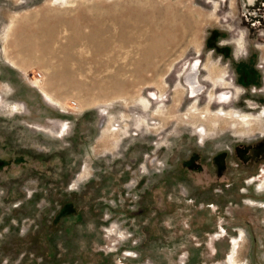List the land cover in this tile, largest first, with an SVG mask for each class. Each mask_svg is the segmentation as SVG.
<instances>
[{
  "label": "rangeland",
  "instance_id": "obj_1",
  "mask_svg": "<svg viewBox=\"0 0 264 264\" xmlns=\"http://www.w3.org/2000/svg\"><path fill=\"white\" fill-rule=\"evenodd\" d=\"M262 203L264 0H0V264H264Z\"/></svg>",
  "mask_w": 264,
  "mask_h": 264
},
{
  "label": "clouds",
  "instance_id": "obj_2",
  "mask_svg": "<svg viewBox=\"0 0 264 264\" xmlns=\"http://www.w3.org/2000/svg\"><path fill=\"white\" fill-rule=\"evenodd\" d=\"M226 40L228 41L227 45L232 47V58L236 62L249 59V43L246 32L241 30L235 34H230ZM257 68L260 69V66L257 65Z\"/></svg>",
  "mask_w": 264,
  "mask_h": 264
},
{
  "label": "flooded vegetation",
  "instance_id": "obj_3",
  "mask_svg": "<svg viewBox=\"0 0 264 264\" xmlns=\"http://www.w3.org/2000/svg\"><path fill=\"white\" fill-rule=\"evenodd\" d=\"M250 1V4L252 3V2H254V1H256V0H249ZM194 68L192 69V74H189L187 77H188V80L190 81V82H192L193 81V79H194ZM197 84H199L198 83V81H197ZM199 86L200 87H195L194 88V91L192 90V95L193 96H197V95H200V94H202L204 91L202 90V88H201V85L199 84ZM194 92V93H193ZM238 93H236V95H237ZM227 97H226V99L225 100H227V102L228 101H231L232 99H233V97L235 96V93H234V91H231V90H228L227 92H226V94H225ZM228 96H229V99H228ZM231 99V100H230ZM233 101V100H232ZM223 104V103H222ZM254 106V104H253V102H252V107ZM254 202L252 201V202H250V204H253ZM262 207H263V203L262 204H260Z\"/></svg>",
  "mask_w": 264,
  "mask_h": 264
},
{
  "label": "bare ground",
  "instance_id": "obj_4",
  "mask_svg": "<svg viewBox=\"0 0 264 264\" xmlns=\"http://www.w3.org/2000/svg\"><path fill=\"white\" fill-rule=\"evenodd\" d=\"M171 23H172V22H170V24H171ZM159 27L161 28V26H159ZM195 67H196V64L194 65V68H195ZM189 74H192V71H190ZM189 74H188V75H189ZM188 75H187V76H188ZM187 76H186V78H185V79H186V82H187V85H188L190 88H192L193 91H194V88H195V87H200L199 84H197V81H195V79H193V81L190 82V81L188 80V77H187ZM193 93H194V92H193ZM226 97H227V96H226L225 94H222L220 98H221L222 101H223V100L226 99ZM227 103H228V102L226 101L225 104H227ZM245 119H247V118H242V120H245ZM235 262H236V261H235Z\"/></svg>",
  "mask_w": 264,
  "mask_h": 264
}]
</instances>
